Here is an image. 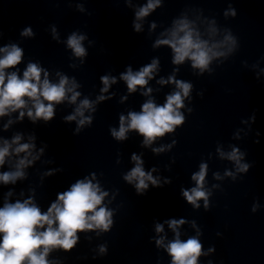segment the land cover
<instances>
[{"label": "clouds", "instance_id": "clouds-1", "mask_svg": "<svg viewBox=\"0 0 264 264\" xmlns=\"http://www.w3.org/2000/svg\"><path fill=\"white\" fill-rule=\"evenodd\" d=\"M130 2V0H129ZM161 5V0H148L147 4L135 11V19L133 21V29L139 33L141 31L142 21L151 12ZM80 11H84L82 5L77 6ZM225 17L237 16V10L229 7L224 13ZM152 28L156 27L153 23ZM53 38L58 40L56 29L53 27ZM207 37L197 28L195 21H190L186 15L182 18L174 19L172 27L166 29L161 36L166 38H157L152 45L153 48H159L161 45H167L171 49L173 65H183L186 61L190 62L193 70H198L196 75L203 76L206 72L211 75L214 69L210 67L214 60L227 58L238 48V37L234 36L232 30L224 29L223 39L217 40L215 37L219 34L220 29L216 26V21L211 20L206 30ZM2 35V33H0ZM22 36H32L33 32L30 27L25 28L21 32ZM86 35L72 32L67 38V47L72 50L76 57H86L87 50L83 45ZM0 117L11 116L12 113L18 112V119L22 121L25 117L33 123L44 121L46 124L51 122L56 115V106L67 101L69 104H76L81 93L76 91L81 87L76 79L69 78L60 72L56 75L59 77L57 83H53L49 79L47 69L41 67L37 62L29 61L27 67L23 71L22 76L16 66L19 65L24 57V50L17 44H9L0 47ZM264 59V58H262ZM85 61L81 60V64ZM254 64L255 68L258 65ZM160 61L153 58L151 63L142 66L138 71H133L129 65L126 70L120 73L119 78L127 85L129 93H134L138 88H145L149 80L153 79V75L159 68ZM247 66V62H243ZM179 67L173 69V74L167 80L161 77L157 83L175 85V90L166 96L165 103L158 105L153 99L144 102L139 112L129 111L128 115L121 114L119 116V129L112 127L110 133L117 141H125L128 139V133L135 131L143 139V146H151L157 139L162 138L167 133H174L178 126H182L186 122V117L181 109L185 108V100L191 99L190 93L193 90V84L185 80L176 79V73ZM264 71V70H261ZM256 79H260V73H256ZM103 83L101 93L107 92L112 84L117 82V78L110 75L100 77ZM152 92L151 88H147L142 95L148 96ZM202 97V93H198ZM106 97L99 95L96 101H91L87 97L79 102L72 114L63 117L65 122L76 121L77 127L73 131V135H79L81 130L87 125L93 123L92 116H85V110L96 111L95 103L105 100ZM189 114L194 109L187 108ZM79 117V119H78ZM256 122L255 110L247 119H242L241 123L251 125ZM14 123L9 119L3 125L6 131L8 127ZM238 135V133H237ZM255 136L259 137L260 132L256 131ZM23 135L16 133L11 140L0 138V167L6 162L10 164V170L0 172V184H15L18 180L27 178L24 171L40 158L44 148L39 149L36 155L33 151L36 148L34 143L35 135H29L27 143H21ZM176 141H173L175 143ZM259 139L254 143L259 144ZM46 147V146H45ZM171 145H162L159 148H153L154 153H160L170 148ZM221 159L232 161L235 165V171L225 170L224 175L230 176L233 181L237 179L238 173L247 174L252 164L245 162L246 151H242L238 147H232L228 153L217 149ZM21 153L24 155L21 157ZM15 156L18 159L11 162V158ZM31 157V159L29 158ZM135 166L126 174L123 179L134 185L137 195H145L149 184L160 187V181L152 175L156 169L146 172L143 167V160L135 153L131 156ZM55 171H63L56 169ZM208 173V164L200 163L199 171L192 174L191 179L195 181V186L191 189H181L183 198L193 206L199 209L198 201H204L205 210L210 209L209 197L212 191L207 188L206 176ZM45 175H52L47 172ZM92 178L85 177L78 179L71 184L68 190L57 194L56 200L51 203L47 211L44 212L34 202L32 197L23 201L17 200L9 202L7 197L12 195L11 191L5 194V200L0 207V264H60L59 261H50L49 254L55 249H63L68 251L72 249L79 240L77 233L96 231L97 235L102 232H109L113 226V210L104 204V199L108 192L102 191L99 183H93L95 173ZM215 179L222 177L218 172H214ZM241 178V177H240ZM170 183V181H166ZM218 188L219 185H213ZM22 194V193H21ZM259 207L258 203L253 204L252 211L255 212ZM168 227L174 232V238L165 244V237L160 236L155 239L158 248H164L171 257V264H198L201 255H207L203 251V245L198 238L201 234L197 229V236L189 237L186 240L180 239L179 227L186 221L184 219H170L165 221ZM195 227V222H193ZM163 225L157 223L155 232L162 233ZM219 235V233H217ZM91 239V237H87ZM214 248H209V252ZM100 254L107 253V245L99 246ZM209 264H212L209 261Z\"/></svg>", "mask_w": 264, "mask_h": 264}]
</instances>
